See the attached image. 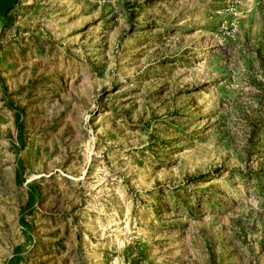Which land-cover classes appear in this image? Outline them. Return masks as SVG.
Listing matches in <instances>:
<instances>
[{"label":"rangeland","instance_id":"obj_1","mask_svg":"<svg viewBox=\"0 0 264 264\" xmlns=\"http://www.w3.org/2000/svg\"><path fill=\"white\" fill-rule=\"evenodd\" d=\"M0 264H264V0H14Z\"/></svg>","mask_w":264,"mask_h":264},{"label":"trees","instance_id":"obj_2","mask_svg":"<svg viewBox=\"0 0 264 264\" xmlns=\"http://www.w3.org/2000/svg\"><path fill=\"white\" fill-rule=\"evenodd\" d=\"M13 3H14V0H12L11 2H9V4H7L3 8V10L1 11L0 14L1 15H4V13H6L9 10V8L11 7V5H13ZM9 108L13 112L14 122H15V125H16V129L18 130L19 129V125H20L19 109L16 108V107H11V106ZM19 177H20V164H19V159L16 158L15 179H16V181L21 182L20 179H19ZM33 196H34V194H33L32 190L28 188L26 202H25L24 206L19 209V217H18V222L19 223L22 222L21 215L23 214L24 209L27 208V210H25V211H29V209L31 208ZM17 250H18V247H15L14 248V253H13V257L14 258L15 257H18V255L20 254L19 252H17Z\"/></svg>","mask_w":264,"mask_h":264},{"label":"crops","instance_id":"obj_3","mask_svg":"<svg viewBox=\"0 0 264 264\" xmlns=\"http://www.w3.org/2000/svg\"><path fill=\"white\" fill-rule=\"evenodd\" d=\"M12 0H0V13L3 10V8L9 4V2H11ZM1 15V14H0Z\"/></svg>","mask_w":264,"mask_h":264}]
</instances>
